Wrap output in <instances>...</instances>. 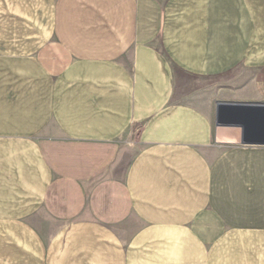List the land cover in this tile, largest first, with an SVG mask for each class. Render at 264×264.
I'll return each mask as SVG.
<instances>
[{
  "label": "crops",
  "instance_id": "1",
  "mask_svg": "<svg viewBox=\"0 0 264 264\" xmlns=\"http://www.w3.org/2000/svg\"><path fill=\"white\" fill-rule=\"evenodd\" d=\"M264 0H0V264H264Z\"/></svg>",
  "mask_w": 264,
  "mask_h": 264
},
{
  "label": "water",
  "instance_id": "2",
  "mask_svg": "<svg viewBox=\"0 0 264 264\" xmlns=\"http://www.w3.org/2000/svg\"><path fill=\"white\" fill-rule=\"evenodd\" d=\"M216 125L239 129L243 145L264 146V105H219Z\"/></svg>",
  "mask_w": 264,
  "mask_h": 264
}]
</instances>
